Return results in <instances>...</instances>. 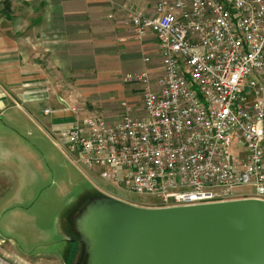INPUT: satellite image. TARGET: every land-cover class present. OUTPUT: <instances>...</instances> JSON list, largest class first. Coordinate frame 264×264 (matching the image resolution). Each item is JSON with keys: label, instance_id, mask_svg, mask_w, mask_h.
<instances>
[{"label": "built area", "instance_id": "obj_1", "mask_svg": "<svg viewBox=\"0 0 264 264\" xmlns=\"http://www.w3.org/2000/svg\"><path fill=\"white\" fill-rule=\"evenodd\" d=\"M128 12L138 38L158 39L159 88L147 70L128 74L143 86L142 110L125 101L117 122L76 121L60 133L65 153L158 206L264 199V0H161L154 17ZM241 145L247 155L234 156Z\"/></svg>", "mask_w": 264, "mask_h": 264}, {"label": "crops", "instance_id": "obj_2", "mask_svg": "<svg viewBox=\"0 0 264 264\" xmlns=\"http://www.w3.org/2000/svg\"><path fill=\"white\" fill-rule=\"evenodd\" d=\"M160 1L11 0L18 14L8 15L0 0V264H71L74 223L41 226L55 189L46 163L76 165L60 138L76 121L117 122L125 101L142 110L143 89L138 98L128 74L147 70L159 88L158 39L152 31L138 38L124 13L154 17Z\"/></svg>", "mask_w": 264, "mask_h": 264}, {"label": "water", "instance_id": "obj_3", "mask_svg": "<svg viewBox=\"0 0 264 264\" xmlns=\"http://www.w3.org/2000/svg\"><path fill=\"white\" fill-rule=\"evenodd\" d=\"M100 193L73 218L78 264H264V199L143 206Z\"/></svg>", "mask_w": 264, "mask_h": 264}, {"label": "rangeland", "instance_id": "obj_4", "mask_svg": "<svg viewBox=\"0 0 264 264\" xmlns=\"http://www.w3.org/2000/svg\"><path fill=\"white\" fill-rule=\"evenodd\" d=\"M7 2L1 5V9H4V11L8 14H18L17 7H14L11 5V3L6 4ZM19 8V7H18ZM26 9V7H24ZM20 9V8H19ZM24 9V10H25ZM3 11V10H2ZM26 11V10H25ZM24 11V12H25ZM19 13L21 15H25L26 13ZM128 10L124 13V15L128 16ZM135 85V86H133ZM132 86L135 88V92H137V97L139 98L143 86L140 84L136 85L133 84ZM140 92V93H139ZM123 101V100H122ZM232 154L234 156H237L239 152H242L245 156L247 155V150L245 146H234L232 148ZM56 163V164H55ZM46 169L48 171L47 177L48 180L46 182L47 189L49 190L53 186L54 189V198L50 200L48 199V203L52 206V212L49 211L47 213V206H49L48 203H46L45 211L42 208H39L38 213L44 211V214L41 216V226H43V219L48 220V224L51 228L52 225H54L53 221L55 220L58 222L57 217H61V221L64 222L65 220L69 219L71 220V223L73 224V217L75 214L81 209L85 203L87 202V199L83 200L85 197H88L92 194H97L101 191H106L110 194L117 195L116 197L121 198L123 200L143 205V206H158L160 202L156 201L157 199L155 197L150 196L149 194H138L134 193L128 190L124 189H118L111 187L108 185L103 179H101L98 175H96L94 172H85V174L79 170V168L72 164V163H62V162H54L53 164L46 163ZM97 173V168H96ZM88 175V176H87ZM53 178H56V184H53ZM239 194V196H244L245 194ZM103 193V192H102ZM100 193V194H102ZM105 194V193H103ZM108 194V195H110ZM56 225V222H55ZM47 227V226H43ZM34 232V231H33ZM27 234H29V231H26ZM76 232L73 231L71 237L74 238L76 236ZM55 237H57V240H61V237H58V232L55 229ZM77 238L79 240L78 234ZM74 240V239H72ZM75 241V240H74ZM72 241L73 248L76 247V251L73 250L72 257H71V264H78L81 252H79L76 256L75 253L78 250V245L76 242ZM75 256V257H74Z\"/></svg>", "mask_w": 264, "mask_h": 264}, {"label": "flooded vegetation", "instance_id": "obj_5", "mask_svg": "<svg viewBox=\"0 0 264 264\" xmlns=\"http://www.w3.org/2000/svg\"><path fill=\"white\" fill-rule=\"evenodd\" d=\"M72 219H73V218H72ZM72 226H73V228H74V225H72ZM73 231L77 233L76 229H73ZM73 231L70 232V240H69V241H70V243H71L72 252H73V250L76 251V247L73 248L72 241L75 240L74 242H76L77 245H78V250H77V252L75 253V256H76L79 252H81V250H82V252H83V244H82L81 241L78 240V238H77V234H76V236H75L74 238L71 237ZM72 239H74V240H72ZM82 252H81V255H82ZM80 258H81V257H80Z\"/></svg>", "mask_w": 264, "mask_h": 264}, {"label": "trees", "instance_id": "obj_6", "mask_svg": "<svg viewBox=\"0 0 264 264\" xmlns=\"http://www.w3.org/2000/svg\"><path fill=\"white\" fill-rule=\"evenodd\" d=\"M11 0H5V2H7L6 4L10 3Z\"/></svg>", "mask_w": 264, "mask_h": 264}]
</instances>
